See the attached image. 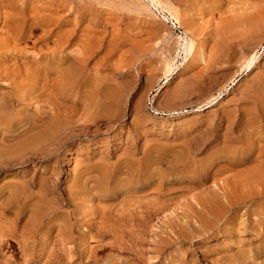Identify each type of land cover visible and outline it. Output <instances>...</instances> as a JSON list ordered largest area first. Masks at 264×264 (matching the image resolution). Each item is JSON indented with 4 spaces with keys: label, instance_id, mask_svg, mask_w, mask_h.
<instances>
[{
    "label": "rangeland",
    "instance_id": "1",
    "mask_svg": "<svg viewBox=\"0 0 264 264\" xmlns=\"http://www.w3.org/2000/svg\"><path fill=\"white\" fill-rule=\"evenodd\" d=\"M0 264H264V0H0Z\"/></svg>",
    "mask_w": 264,
    "mask_h": 264
},
{
    "label": "bare ground",
    "instance_id": "2",
    "mask_svg": "<svg viewBox=\"0 0 264 264\" xmlns=\"http://www.w3.org/2000/svg\"><path fill=\"white\" fill-rule=\"evenodd\" d=\"M173 17H174V16H173ZM191 47H192V46H191ZM193 48H194V47H193ZM41 56H42V55H41ZM42 58H43V57H42ZM34 59H35V58H34ZM77 59H78V58H77ZM255 59H256V57H254V58L252 59L253 63H254V60H255ZM76 61H77V60H76ZM253 63H252V64H253ZM61 67H62V66H61ZM169 67H170V66H169ZM251 67H252V66H251ZM73 68H74V67H73ZM248 68H249V67H248ZM248 68H247V69H248ZM167 69H168V67H167ZM171 69H172V67H171ZM173 70H174V69H173ZM173 70H172V71H173ZM251 70H252V69L250 68L249 71L251 72ZM170 71H171V70H170ZM79 73H80V72H79ZM168 75H170V74L168 73ZM77 76H78V75H77ZM167 77H169V76H167ZM67 79H68V78H67ZM72 80H73V78H72ZM167 83H169V82H167ZM167 83H166V84H167ZM233 84H234V83H233ZM89 98H90V97H89ZM209 106H210V105H209ZM38 108H39V107H38ZM44 108H45V107H44ZM39 110H40V109H39ZM101 112H102V111H101ZM36 117H37V116H36ZM39 118H40V117H39ZM34 121H35V120H34ZM19 140H20V139H19ZM186 148H187V147H186ZM176 154H177V153H176ZM23 155H24V154H23ZM250 155H251V154H250ZM260 156H261V155H260ZM176 157H177V156H176ZM243 157L245 158L246 156H243ZM248 157H250V156H248ZM257 157H258V156H257ZM257 157H256V158H257ZM244 161H246V160H244ZM257 161H258V159H257ZM242 163H243V162H242ZM242 163H241V164H242ZM237 164H238V163H237ZM239 164H240V163H239ZM231 165H232V164H231ZM256 178H257V177H256ZM241 179H242V178H241ZM248 180H249V179H248ZM244 183H245V182H244ZM245 185H246V184H245ZM242 188H243V187H242ZM40 189H41V188H40ZM233 190H234V188H233ZM243 190H244V189H243ZM38 191H39V190H38ZM36 192H37V191H36ZM216 192H217V191H216ZM234 192H235V191H234ZM232 193H233V192H232ZM38 194H39V193H38ZM239 195H240V194H239ZM151 198H152V197H151ZM173 198H174V197H173ZM155 199H156V198H155ZM170 199H171V198H170ZM210 199H211V198H210ZM137 201H138V200H137ZM140 201H141V200H140ZM157 201H158V200H157ZM166 201H167V200H166ZM49 202H50V201H49ZM125 202H126V201H125ZM130 202H131V201H130ZM169 202H170V201H169ZM206 203H207V202H206ZM139 204H140V202H139ZM143 204H144V203H143ZM155 204H156V203H155ZM49 205H50V204H49ZM218 205H219V204H218ZM126 206H127V204H126ZM49 207H50V206H49ZM146 207H147V206H146ZM162 207H163V206H162ZM164 207H165V206H164ZM46 208H47V207H46ZM50 208H51V207H50ZM98 208H99V207H98ZM128 208H129V207H128ZM153 208H155V207H153ZM57 209H58V208H57ZM48 210H50V209H48ZM153 210H154V212H156V209H153ZM157 210H158V209H157ZM43 211H44V210H43ZM122 211H123V210H122ZM131 211H132V210H131ZM131 211H130V212H131ZM138 211H139V210H138ZM140 212H141V211H140ZM132 213H133V212H132ZM138 216H139V215H138ZM142 218H143V216H142ZM105 223H106V222H105ZM172 224H173V223H172ZM124 226H125V225H124ZM102 230H103V229H102ZM5 234H6V233H5ZM6 242H7V241H6ZM4 245H5V244H4Z\"/></svg>",
    "mask_w": 264,
    "mask_h": 264
}]
</instances>
